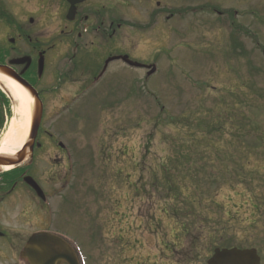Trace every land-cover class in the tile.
I'll return each instance as SVG.
<instances>
[{"label": "rangeland", "instance_id": "rangeland-1", "mask_svg": "<svg viewBox=\"0 0 264 264\" xmlns=\"http://www.w3.org/2000/svg\"><path fill=\"white\" fill-rule=\"evenodd\" d=\"M122 1L109 0L111 10L125 6L123 27L110 33L99 59L128 54L158 71L148 78L114 62L81 99L74 84L49 93L44 129L72 155L70 189L52 203L64 210L57 228L83 264H183L181 255L196 244L202 247L192 264H207L209 236L257 249L264 264V210L255 212L254 203L264 201V0ZM0 91L13 118L15 102ZM74 95L69 112L57 116L68 109L62 97ZM2 112L0 143L12 120L7 105ZM47 147L39 162L45 172L58 154ZM231 154L238 167L224 158ZM67 169L47 177L57 180ZM174 205L191 225L175 255L179 227L165 213Z\"/></svg>", "mask_w": 264, "mask_h": 264}, {"label": "flooded vegetation", "instance_id": "flooded-vegetation-1", "mask_svg": "<svg viewBox=\"0 0 264 264\" xmlns=\"http://www.w3.org/2000/svg\"><path fill=\"white\" fill-rule=\"evenodd\" d=\"M119 2L116 4L121 5ZM124 7L111 10L109 0H88L76 5L71 13L69 0H0V65L10 67L37 90L44 111L32 156L14 171L0 172V264H31L26 252L30 239L36 234L49 233L66 239L57 228L64 210L60 211L52 203L70 189L72 155L71 148L61 137L44 129L49 93L74 84L79 96L102 85L114 63L107 66L106 62L116 56L107 55L105 61L98 56L100 51L107 49L110 33L113 38L123 27ZM42 56L45 68L40 75L38 61ZM14 60L26 62L12 65ZM142 70L148 74L147 69ZM78 96L62 97L63 107H70ZM69 110L63 108L57 116ZM50 143L58 152L57 158L49 160L51 170L57 172L66 165L69 169L57 180L48 178L51 170L39 169L40 157L48 151ZM29 177L42 190L43 196L26 183ZM70 211H73L72 205ZM72 233L73 228L68 235Z\"/></svg>", "mask_w": 264, "mask_h": 264}, {"label": "water", "instance_id": "water-1", "mask_svg": "<svg viewBox=\"0 0 264 264\" xmlns=\"http://www.w3.org/2000/svg\"><path fill=\"white\" fill-rule=\"evenodd\" d=\"M88 0H70L74 6L76 4L85 2ZM72 10V11H73ZM71 11V13H72ZM123 60L126 64L134 68H142L143 65L133 62L129 57H119L110 60ZM24 60H15L12 61V65H22ZM30 62V60H28ZM40 74H42L44 69V59H41L39 62ZM156 69L151 71V74H154ZM0 74L11 78L22 86L35 100L31 131L28 138V141L22 147V149L13 157L0 156V167H15L23 164L31 156L33 150V142L36 139L38 130L40 128L43 106L39 99L38 93L26 82H24L18 75H16L9 67L0 65ZM27 184L39 192V195L43 196V193L39 186L32 178L26 179ZM30 248L27 249V256L30 259L32 264H59L61 262H66L67 264H79L78 258L72 248L64 242L62 239L50 235V234H38L31 238L29 241ZM39 247V250H37ZM208 264H261V259L258 256L256 250H240L237 248L234 249H217L214 253V256L209 260Z\"/></svg>", "mask_w": 264, "mask_h": 264}, {"label": "bare ground", "instance_id": "bare-ground-1", "mask_svg": "<svg viewBox=\"0 0 264 264\" xmlns=\"http://www.w3.org/2000/svg\"><path fill=\"white\" fill-rule=\"evenodd\" d=\"M0 88L15 102V116L0 143V156H15L28 141L35 100L14 80L0 74ZM5 167L1 170L9 171Z\"/></svg>", "mask_w": 264, "mask_h": 264}, {"label": "trees", "instance_id": "trees-1", "mask_svg": "<svg viewBox=\"0 0 264 264\" xmlns=\"http://www.w3.org/2000/svg\"><path fill=\"white\" fill-rule=\"evenodd\" d=\"M0 98H5V103L7 105L8 117L10 118L12 116V114H11V106L9 104L10 102L8 101V99H6V97H4V95H3V93L1 91H0ZM6 105L4 103L3 104H0V107H1V112H0V127H2L3 124H4V122H5V113L2 112V107L3 106H6ZM240 124H242V123L240 122ZM236 139L239 140V138H237V137H236ZM224 145H225V142H224ZM231 145H232V141H231ZM213 147H215V146H213ZM253 149H255V148H253ZM244 150L247 151L248 148L245 147ZM250 150H252V147L250 148ZM255 150H257V149H255ZM250 153L251 152H246V154H250ZM229 156L230 157L224 156V158H228L227 161H228V163L230 162V164H231L229 166L231 167L233 163L237 166V161L232 160V154L229 155ZM241 156L243 158H246V159L249 157L248 155H241ZM221 162L224 164L225 163V159L221 160ZM229 166L227 165V170H226L227 172H226V174H228L229 175V178L232 179L233 178L232 171H231L232 168H230ZM164 172H165V175H167V176L171 173L166 168H165ZM242 174H243V171H238L237 169L234 170V177L240 183V185H244V181L242 180V176H241ZM166 178H168V177H166ZM248 178L249 177L246 176V179H248ZM169 190L170 191L172 190V186L169 187ZM176 196H178V195L176 193H174L173 194V201L176 204H180L181 203L180 201L182 199H177L176 200ZM254 197H255L256 200H263V199L259 198L257 195H254ZM256 202L260 206L256 205ZM183 203H184V201H183ZM254 203H255V209H256L255 212L262 213V210H264V208H263L264 207V201H262V202L261 201H255ZM179 208H180L179 206L174 205L173 207L172 206L170 207V212H169L168 209L165 211V213H170L171 214V217L174 219L175 222H177V225L179 227V231L177 233L178 237L176 239H174L173 248H172V252H173L174 255L175 254H179L180 250H177V247H180L181 245H183V240L186 237L189 236L190 229H191V225L189 223L190 221L183 219V216H184L185 213L181 209H179ZM220 210H221V212H223V208L222 207L219 208V211ZM206 242H208L206 244V246H205V247H207L206 248V251L208 252V255L212 254L214 252V250L216 248H218V247L231 248L230 245H220L219 242H216V239H212V238H210V236L206 239ZM198 246H200V245H198V244L193 245V249L190 250L188 254L181 255L182 258H183V264H192V263H194L196 261V259H198V257H199L198 256L199 252H198V248H197ZM200 247H202V246H200ZM181 256L179 255V257H181ZM179 263L182 264L181 262H179Z\"/></svg>", "mask_w": 264, "mask_h": 264}]
</instances>
